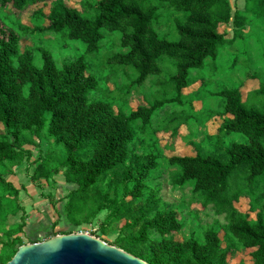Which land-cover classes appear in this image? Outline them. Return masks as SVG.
<instances>
[{
	"label": "trees",
	"instance_id": "trees-1",
	"mask_svg": "<svg viewBox=\"0 0 264 264\" xmlns=\"http://www.w3.org/2000/svg\"><path fill=\"white\" fill-rule=\"evenodd\" d=\"M157 1L182 15L175 24L177 41L159 35L160 7L152 0H97L82 11L66 0H0V11L22 12L40 4L35 16L47 22L50 32L86 46L83 55L62 68L50 51L41 49L43 65L37 67L33 51L21 53V37L0 25V167L8 162L17 167L32 158L33 151L26 147H34L45 134L49 150L36 159L31 179L40 183L62 173L69 191L62 198L54 193L47 197L55 209L60 206L58 220L45 216L47 221L29 228L23 214L21 223L7 228L0 238V264H8L25 242L51 239L62 224L70 226L63 235L72 234L105 210L102 233L109 235L108 227L123 223L125 234L116 246L148 264H230L238 248L235 240L249 251L251 264H264V190L260 204L249 203L255 220L235 207L245 199L246 189L253 195L264 185V83L248 97L241 88L219 94L225 102L223 126L211 153L168 160L178 170L176 186L192 184L204 208L213 206L228 216L229 243L224 244L215 227L205 232L202 241H178L173 235L184 228L178 213L162 209L158 192L147 183L158 167L157 156L131 155L137 125L149 126L167 101L141 106L130 114L116 112L108 102L91 98L99 81L86 60L100 52L104 31L120 33L127 52L113 55L109 62L132 68L137 73L135 84L141 86L150 76L162 75L160 62L168 57L176 62L169 85L181 97L191 72L203 69L208 59H217L221 48L232 45L249 16L264 23V0H244V11L235 12L229 0ZM45 7L49 12H44ZM231 26L236 36L228 39ZM234 135L245 141L227 144L225 140ZM106 181L110 190L101 189ZM18 200L19 190L0 176V213L7 210L8 202ZM20 211L24 208L15 206L11 214Z\"/></svg>",
	"mask_w": 264,
	"mask_h": 264
},
{
	"label": "rangeland",
	"instance_id": "rangeland-1",
	"mask_svg": "<svg viewBox=\"0 0 264 264\" xmlns=\"http://www.w3.org/2000/svg\"><path fill=\"white\" fill-rule=\"evenodd\" d=\"M96 1L66 0V3L82 11L83 8L90 9L89 6H93ZM229 1L234 12L244 11V0ZM152 2L160 7L161 19L156 26L159 35L170 41H177L178 33L175 24L176 19H181L182 15L168 5H161L157 0ZM40 7L39 4L22 12L11 9L0 11V25L13 29L21 37V53L26 50L34 52L35 66L43 65L40 50L46 49L52 53L58 67L62 68L66 62L83 55L86 46L80 41L70 42L65 40V37L50 32L47 29V22L35 16V11ZM44 12L49 10L45 7ZM227 33L228 39L236 36L232 26ZM104 34L106 38L102 42L100 52L90 54L86 58L90 73L99 81V88L91 98L106 101L116 112L122 110L127 114L141 106L152 105L156 101H167L165 106L155 114L149 126L143 128L142 123L137 125L138 138L131 147V155L145 156L153 153L157 156L158 167L152 171L147 183L150 189L158 192L162 200L161 208L176 211L180 222L184 225L183 230L173 235V238L178 241L198 238L202 241L205 232L210 227H215L224 239V244L229 243L225 232V227L228 225L227 214H220L213 206L204 208L202 198L194 194L192 184L185 187L176 186L174 178L178 170L171 167L168 160L174 156L194 157L198 154L211 153L215 140L219 137V129L223 126L225 102L219 94L225 90L241 88L244 96L248 97L264 83V23L249 16L245 29L238 33L232 45L221 48L217 59H208L203 69L191 72V80L181 97L178 96L175 87L169 85L170 78L176 73L174 60L164 57L160 62L162 75L150 76L143 85L138 86L135 84L137 73L132 68H120L109 62L113 55L127 52L121 46V34H110L107 31H104ZM46 139L44 134L42 139L36 140L34 147H26L33 150L32 161L30 155V158L25 159L22 165L12 168L11 163L8 162L0 167V176L7 182H11L15 188L19 187L21 182L26 184L32 181V165L34 166L39 155H44L49 150ZM234 141L243 142L245 138L234 135L225 140L227 144ZM64 179L65 176L61 173L50 181H41L36 184L39 187L41 185L46 187L44 189L46 192H49L48 188L54 186L53 193L58 198H62L68 193L66 185L58 186ZM101 186L103 190L111 189L107 181ZM263 190V184L253 195L251 189H246L245 199L240 200L235 207L255 220V214L250 211L249 203L253 200L256 204H260ZM110 192L113 196L114 191ZM51 194L43 197L48 199L47 197ZM7 205V210L0 213L1 239H4L9 226L21 223L23 216L22 211L17 216L11 214L12 209L20 205L19 200L18 203L10 201ZM57 209L49 202L47 209H43L44 212L41 210L38 214L31 213V218L25 212L26 224L31 226L41 224L42 221H47L44 219L45 216L49 220L56 221L58 220ZM46 210L49 212L45 214ZM107 215L108 211H102L90 224L82 225L72 234H86L117 247V239L125 234L122 230L123 223L108 227L110 234L104 235L101 226ZM68 227L70 226L66 224L59 225L55 230L56 236H62L63 231ZM25 243L28 244V242ZM235 244L238 248L232 255L230 264H251L249 251L236 240ZM1 250L0 244V252Z\"/></svg>",
	"mask_w": 264,
	"mask_h": 264
},
{
	"label": "water",
	"instance_id": "water-1",
	"mask_svg": "<svg viewBox=\"0 0 264 264\" xmlns=\"http://www.w3.org/2000/svg\"><path fill=\"white\" fill-rule=\"evenodd\" d=\"M8 264H148L86 234H68L21 246Z\"/></svg>",
	"mask_w": 264,
	"mask_h": 264
},
{
	"label": "crops",
	"instance_id": "crops-1",
	"mask_svg": "<svg viewBox=\"0 0 264 264\" xmlns=\"http://www.w3.org/2000/svg\"><path fill=\"white\" fill-rule=\"evenodd\" d=\"M31 147H33V146H31ZM31 150H32V148H31ZM33 157H34V153H33ZM31 161H32V158H31ZM32 169H33L32 171H34L35 166L32 165ZM42 181L47 182L46 180H42ZM65 185H67L65 179L63 182L58 184V186H65ZM16 188L19 190L20 206L24 208V211H22V214H24L26 212L25 214L29 217H30L31 213H37L38 214V213L44 212V210H43L44 208L47 209V206L49 205L50 201L48 199L44 198L43 196H45V195L47 196L48 194L53 193V190H54V188L52 186V187L48 188V189H50L49 192L48 191L46 192V190H44L46 187H44L42 185L39 187L33 181H29L26 184L21 182V185L19 187L16 186ZM66 190H68V189H66ZM68 193H69V191H68ZM68 193H67V195H68ZM41 207H42V209H41ZM41 210H43V211H41ZM30 218H29V220H30ZM37 225L38 224H35L34 227H36ZM27 227L31 228L33 226H31V224H28Z\"/></svg>",
	"mask_w": 264,
	"mask_h": 264
},
{
	"label": "built area",
	"instance_id": "built-area-1",
	"mask_svg": "<svg viewBox=\"0 0 264 264\" xmlns=\"http://www.w3.org/2000/svg\"><path fill=\"white\" fill-rule=\"evenodd\" d=\"M82 234V233H81Z\"/></svg>",
	"mask_w": 264,
	"mask_h": 264
}]
</instances>
